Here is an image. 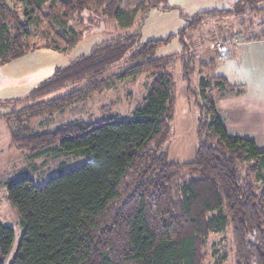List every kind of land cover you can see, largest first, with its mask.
I'll use <instances>...</instances> for the list:
<instances>
[{"label":"trees","instance_id":"16d2710c","mask_svg":"<svg viewBox=\"0 0 264 264\" xmlns=\"http://www.w3.org/2000/svg\"><path fill=\"white\" fill-rule=\"evenodd\" d=\"M166 1L145 0L122 9L121 0H0V64L37 49L39 45L28 42L34 34L43 48L58 51L57 41L71 46L75 40L61 25L85 11L99 8L102 16L127 28L139 13L165 9ZM260 1L245 0L246 10L233 5L197 12L186 27L197 28L202 18L254 10ZM183 34L180 30L181 39ZM134 37L126 32L92 45L56 68L24 100L15 101L25 104L21 111L30 109L34 115L100 91L112 78L155 73L143 106L130 118L72 120L46 132L31 131L16 118L10 140L17 148L35 155L73 152L90 159L42 185L27 176L7 181V200L23 227L9 264H203L202 247L209 233L223 231L228 223L234 264H264V150L253 139L227 132L212 97L213 90L232 84L213 75L210 80L200 78L193 92L189 62L182 63L186 93L198 111L197 145L192 161L170 159L163 149L173 117L172 78L165 70L170 58L155 57L154 51L172 35L137 47ZM263 38L264 32L253 35ZM122 61L133 64L105 77ZM82 80L87 84L45 98ZM0 118L7 119L1 113ZM184 170L193 176L184 179ZM13 237V229L0 221V264Z\"/></svg>","mask_w":264,"mask_h":264},{"label":"rangeland","instance_id":"374dc122","mask_svg":"<svg viewBox=\"0 0 264 264\" xmlns=\"http://www.w3.org/2000/svg\"><path fill=\"white\" fill-rule=\"evenodd\" d=\"M144 1L121 0L120 7L128 9ZM244 1L167 0L165 9L154 7L150 8L146 14L139 13L134 23L127 28H121L113 19L102 16L101 9L98 8L97 11L92 9L83 12L80 17H74L68 25H61L62 29L67 30L68 37L75 40L71 46L56 40L59 45L58 51L43 48L41 46L43 41L34 34L28 42L39 45L37 49L0 64V113L7 117V119H0V221L11 227L14 232L4 264H9L13 258L23 231L16 211L7 200V181L27 176L33 179L36 185H42L50 177L79 166L90 159V156L76 155L73 152L56 154L52 150H47L35 155L27 149L17 148L10 140V135L16 128V118L19 117L22 125L34 132L52 131L59 125L72 120L97 122L112 115L130 118L137 108L143 106L155 73L143 71L134 77L112 78L110 84L100 91H93L64 107L41 111L34 115H29L30 109L21 111L25 104L15 101L24 100L30 91L49 77L56 68L68 65L79 55L87 53L92 45L103 40L107 41L129 32L135 34L137 47L147 40L164 39L172 35L169 41L158 45L154 51L155 57L170 58L165 70L172 78L173 117L170 121V133L163 144V149L167 150L170 159L190 162L193 160L197 145L195 127L198 111L186 93L185 82L182 80V63L186 60L189 62L192 70L190 86L191 90L196 92L200 78L210 80L213 75L220 74L219 65L215 67L214 62L218 63L217 59L227 58L228 50L225 41L230 40L229 36L235 37L238 43L240 42L237 40L238 37H241V40L245 39L243 34L247 27L258 30L253 31V35L264 32V14H261L264 0L258 2L254 10L216 18H202L201 24L195 29L186 27V23L191 16L200 11L232 8L235 5L246 10L247 4ZM180 30H184L182 39L179 35ZM183 44L188 48L187 51L183 50ZM218 45L221 46L222 51L219 50ZM132 64L122 61L111 67L105 77L121 74ZM226 73L230 75V77L227 76L228 79L226 78L228 82L235 81L233 69L228 68ZM211 83L213 84V81ZM86 84L87 80H82L53 92L45 98L64 95ZM220 111V116L227 125L225 112ZM252 128L246 125L241 131L231 128L229 131H240L248 137H253L256 139L257 148L264 150V135L258 132L259 129L254 132ZM181 174L184 179L193 176L186 170ZM182 180L179 177L178 182ZM202 254L203 264H234V245L229 223L223 231L209 233L202 247Z\"/></svg>","mask_w":264,"mask_h":264},{"label":"crops","instance_id":"0c3cea01","mask_svg":"<svg viewBox=\"0 0 264 264\" xmlns=\"http://www.w3.org/2000/svg\"><path fill=\"white\" fill-rule=\"evenodd\" d=\"M253 31L258 30L247 27L243 34L245 39L238 43L235 37L231 36L229 41H225L227 58L217 59L218 63H214L215 67L219 65L221 70L219 76L227 79V76L230 77L226 73L228 68L233 69L235 81L229 82L232 84L230 86L213 90L212 97L227 132L253 139L256 143V139L240 132L247 125L248 128L253 127L252 131L259 129L258 132L264 135V38L253 39ZM247 37L249 39H246ZM220 110L225 112L227 125L220 116ZM230 128L240 131L230 132Z\"/></svg>","mask_w":264,"mask_h":264},{"label":"built area","instance_id":"2783aa9c","mask_svg":"<svg viewBox=\"0 0 264 264\" xmlns=\"http://www.w3.org/2000/svg\"><path fill=\"white\" fill-rule=\"evenodd\" d=\"M237 40H240V41H241V37H238V38H237ZM218 47H219V50H220V51H222V48H221V46H220V45H218Z\"/></svg>","mask_w":264,"mask_h":264}]
</instances>
